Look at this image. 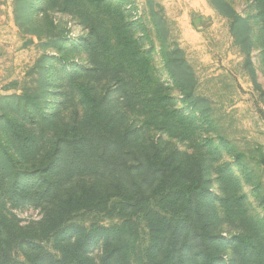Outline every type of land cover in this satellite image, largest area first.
Masks as SVG:
<instances>
[{"label": "rangeland", "instance_id": "rangeland-1", "mask_svg": "<svg viewBox=\"0 0 264 264\" xmlns=\"http://www.w3.org/2000/svg\"><path fill=\"white\" fill-rule=\"evenodd\" d=\"M225 1L246 19L245 26L241 24L237 30L248 33V41L235 35L237 30L232 29L231 19L217 11L209 0H0V123L8 119L19 126L24 122L33 127L32 117L37 113L29 103L22 105L21 100H41L42 114L49 116L62 107L69 75L76 76L77 83L91 81L85 70L89 64L83 46L88 24L95 25L105 48L101 58L108 56L118 62L123 75L133 74L135 82L134 86L132 81L127 84L128 90L126 86L108 87L107 100L113 108H109L107 115L119 110V121L134 122V111L119 103L131 91L133 96L128 100L139 103L135 108L144 104L169 108L171 114H165L160 125L148 132L153 141L160 142V148L178 147L181 152H191V146L185 141L181 143L180 136L175 134L184 132L181 118L187 115L195 121V125L187 122L194 127L195 149L198 142L208 141L212 166L220 167L221 176L224 175L216 179L214 173H208L211 180L205 187L209 193L204 192L201 201L212 228L222 237L213 244V254L224 264H233L234 251L240 252V247L233 244L232 238L240 232L243 242H248L249 231L241 232L230 219L221 220L223 210L234 205L240 217L264 225V37L253 3ZM223 12L230 13L224 9ZM126 30L132 36L124 47ZM125 52L135 54L132 65L126 64ZM144 68L147 79L138 82L135 75ZM75 81L70 80V84ZM92 91L99 93L96 88ZM21 95L24 96L20 98ZM73 95L70 100H79ZM26 110L31 112L28 117L24 115ZM13 128L12 124L8 126L9 131ZM145 137L144 134L142 139ZM136 140L140 142L141 136ZM0 145L10 147L5 139L0 140ZM104 198L74 211L65 226V235H70L74 228H84L94 235L88 251L93 249L92 255L97 256L102 249V237L97 233L104 234L99 233L100 229L117 226L128 214L138 232L137 248H145L151 217L149 223V216L144 217L137 208L120 211L119 196ZM163 202L150 199L147 206L156 213L150 216L160 219L167 216L165 212L175 211V207L170 209ZM8 211L6 219L12 218L13 226L23 231L39 227L42 211L31 201L11 205ZM249 230L254 232L255 246L261 254L258 259L244 256V264H264V228ZM54 238H43L37 244L59 253ZM244 243L242 249L248 246ZM14 248L15 254L23 258L27 246ZM137 248L130 264L146 260L144 252L142 257L137 255Z\"/></svg>", "mask_w": 264, "mask_h": 264}, {"label": "trees", "instance_id": "trees-1", "mask_svg": "<svg viewBox=\"0 0 264 264\" xmlns=\"http://www.w3.org/2000/svg\"><path fill=\"white\" fill-rule=\"evenodd\" d=\"M244 1L256 6L255 16L264 37V0ZM209 2L231 19L233 30L236 31L241 24L245 26L246 19L236 14L227 1ZM223 9L230 13L223 12ZM88 25V37L83 47L89 64L85 70L91 75V81L77 83V77L69 75L62 107L49 116L42 114L41 100H21L22 105L29 103L37 113L32 117L36 124L33 127L24 122L19 126L8 119L0 123V140L5 139L10 145H0V264H130L137 248L138 232L132 227V217L128 214L117 226L100 229L99 233L104 234L96 232L102 237V249L97 256L92 255L93 249L88 251L94 236L91 232L89 235L79 227L65 235V226L74 211L112 194L121 200L120 211L137 208L144 217L149 216V223L151 217L148 245L137 248L139 257L145 253L146 260L142 264H224L212 252L213 244L222 237L212 228L201 201L203 193H209L205 187L211 180L209 175L214 173L216 179L224 175L221 176L220 167L212 166L210 149L206 147L208 141L198 142L195 149L194 127L190 125H195V121L187 115L181 118L185 124L184 132L175 134L180 136L181 143L185 141L191 146V152L188 149L181 152L178 147L160 148V142L153 141L148 132L160 125L165 114H171L169 108L164 105L151 108L145 104L135 108L139 103L128 100L130 95L133 96L131 91L125 93L119 103L134 111V122L128 123V119L119 121V110L107 115L109 108H113L107 100L108 87L126 86L127 89V84L133 80L130 73L134 70L126 77L118 62L108 56L101 58L105 51L102 35L98 27ZM124 25L129 29L127 22ZM124 35V47H127L132 34L126 30ZM235 35L244 42L249 40L248 33L237 30ZM262 47L264 53V44ZM123 55L126 64L132 65L136 61L134 53L125 52ZM173 71L176 74V70ZM135 76L138 82L146 80V69H140ZM72 79L75 82L70 84ZM132 82L134 86L135 82ZM95 88L99 93L92 91ZM73 94L79 100H70ZM24 115L28 117L31 112L26 110ZM189 121L191 123H187ZM10 124L15 128L9 131ZM144 134L146 137L142 139ZM138 135L141 136L140 142L136 140ZM152 198L163 200L164 205L170 209L175 207V211L165 212L166 217L155 219L150 214L156 213L147 206ZM24 201L40 207L42 216L37 221L38 228L23 231L13 226L12 218L6 219L10 206ZM222 213L221 220L230 219L239 225L241 232L249 231L248 242H243L240 232L232 238L233 244L240 247V252L234 251L233 264H244L247 255L258 259L261 252L255 246L254 232L249 229L259 230L264 225L249 217H240L234 205H227ZM52 236H55V249L58 246L59 253H51L37 244ZM242 243L248 245L247 248L242 249ZM24 244L27 250L20 258L13 250Z\"/></svg>", "mask_w": 264, "mask_h": 264}]
</instances>
